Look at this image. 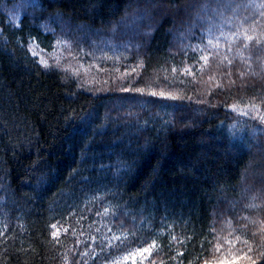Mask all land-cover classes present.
Instances as JSON below:
<instances>
[{"label":"trees","instance_id":"1","mask_svg":"<svg viewBox=\"0 0 264 264\" xmlns=\"http://www.w3.org/2000/svg\"><path fill=\"white\" fill-rule=\"evenodd\" d=\"M153 241L264 264V0H0V264Z\"/></svg>","mask_w":264,"mask_h":264},{"label":"snow or ice","instance_id":"2","mask_svg":"<svg viewBox=\"0 0 264 264\" xmlns=\"http://www.w3.org/2000/svg\"><path fill=\"white\" fill-rule=\"evenodd\" d=\"M245 39H247L248 41H252L253 37L250 35H246ZM203 59L207 60V57H204ZM153 95H155V93H153ZM52 228L55 229L56 225H52ZM58 231L59 230L57 229V232ZM65 231H67V229H65ZM57 232H53V236H56ZM155 248H156V245H155V242L153 241L152 244L149 245V247H143V245H141L138 250L129 249V253L132 256L133 260L135 259L136 255H139L142 258L141 259V264H142L143 259L145 258L144 254L147 253L148 255H151L152 249H155ZM157 251H158V249H157ZM121 259L127 261L129 259V257L124 256ZM114 264H119V261L114 262Z\"/></svg>","mask_w":264,"mask_h":264},{"label":"rangeland","instance_id":"3","mask_svg":"<svg viewBox=\"0 0 264 264\" xmlns=\"http://www.w3.org/2000/svg\"><path fill=\"white\" fill-rule=\"evenodd\" d=\"M20 7L24 8L25 11L27 9L26 4L24 2L20 4ZM31 48H32V51L36 55L40 56L43 60H46V54L43 52L42 49H40V47L36 43H32V45H30V48H29L30 51H31ZM72 56L79 58V55L77 53L73 54ZM74 63H77V62H74ZM77 65H79V64H77ZM64 68L70 69V70H72V72L76 71L73 68H67V67H64ZM58 230H59V227H58ZM55 231L57 232V228L55 229ZM58 232H61V231H58ZM64 232H66V231H64ZM64 232H61V233H64Z\"/></svg>","mask_w":264,"mask_h":264}]
</instances>
